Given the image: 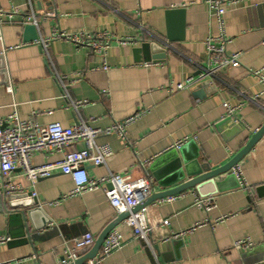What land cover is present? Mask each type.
<instances>
[{
  "label": "crops",
  "instance_id": "crops-1",
  "mask_svg": "<svg viewBox=\"0 0 264 264\" xmlns=\"http://www.w3.org/2000/svg\"><path fill=\"white\" fill-rule=\"evenodd\" d=\"M0 6L7 11L19 9L2 26L0 67L2 62L6 67L0 69V118L17 111L22 120L32 119L42 126L70 127L81 119L89 126L106 128L146 110L127 127V141L114 133L97 137L99 144H109L112 154L103 165H86L92 178L111 172L122 174L125 182L148 177L159 192L169 187L158 185L149 167L178 142L193 139L184 156L190 159L198 151L199 160L213 169L230 161L264 125V82L251 72L264 76V0L224 3L223 28L207 3L193 0H31V4L0 0ZM171 8L185 10L180 38L175 33L173 41L166 38V11ZM31 11L38 25L22 22ZM56 31L108 32L133 41L114 40L99 54L55 38L43 52L39 40ZM222 32L230 40L227 52H240L241 65L207 78L206 86L197 88L205 81L198 80L171 93L170 84L198 78L208 66L205 41ZM141 38L159 40L166 48L165 60L136 61L132 53ZM105 64L108 69L103 68ZM59 77L68 84L72 100L85 102L78 111L63 97ZM10 83L13 93L7 91ZM224 102L235 108L233 114L228 115ZM76 147L82 149L84 144ZM62 155L36 153L32 164L57 161ZM239 163L243 179L237 178L235 188L231 186L236 179H231L225 184L227 190L210 195L215 197L213 209L207 212L195 205L200 197L195 189L174 195L171 201H166L168 197L157 200L146 206L154 225L149 235L152 248L121 222L115 229L124 236L123 246L98 264H264V135ZM9 181L22 186L24 193L36 192L31 197L41 209L34 217L37 228H42L43 218L51 221L33 232L29 242L12 237L20 225L12 224L0 200V237L11 238L0 242V264H67L60 262L67 258L75 238L90 232L97 239L118 216L102 189L72 194L75 183L60 169L33 186L17 168ZM211 189L207 186L202 192ZM165 219L168 224L162 225ZM189 229L193 230L170 238ZM241 239L251 240L253 246L236 248L235 242Z\"/></svg>",
  "mask_w": 264,
  "mask_h": 264
},
{
  "label": "built area",
  "instance_id": "built-area-1",
  "mask_svg": "<svg viewBox=\"0 0 264 264\" xmlns=\"http://www.w3.org/2000/svg\"><path fill=\"white\" fill-rule=\"evenodd\" d=\"M31 4V0H28ZM242 0H193V3L205 2L213 10L219 25L223 28V15L225 9L224 3H238ZM19 9L14 8L10 11L4 10L0 6V40L2 36V26L9 22L13 15L18 13ZM8 19V20H7ZM22 22L33 23L38 25L36 14L31 11L23 17ZM55 38H63L74 42L78 46L90 48L93 52L104 54L105 50L111 46L116 40L121 43L133 41L131 38L118 39L108 32H100L95 35L84 32L76 34H67L56 31L49 38H41L39 40L43 52H47L49 42ZM230 42L226 34L222 32L218 37H210L205 41L208 66L200 70L198 78H189L186 82H180L169 85V91L174 93L178 90L190 88L198 80H206L207 78H216L223 70L229 67H238L240 63V52L229 54L226 46ZM264 45V40H263ZM108 69V65L103 66ZM264 82V76L259 71H251ZM208 79V80H210ZM62 95L69 101V106L78 111L85 102L81 100H72L68 93V84L62 77L58 78ZM7 91L13 93V85L8 84ZM224 105L228 108V115L233 114L234 109L226 102ZM146 110H138L132 116L121 121L112 122L106 128L92 127L79 119L70 127H64L60 123H51L45 126L35 123L32 119L22 120L17 111L11 113L7 119L0 118V180L3 188L7 193L23 192L22 186L14 185L9 181L11 173L20 168L30 185H35L41 178H46L54 173V170L60 169L64 174L71 176L75 183V189L72 194H81L87 191L102 189L110 204L116 213L123 214L129 212L130 215L123 222L131 227L133 235L143 240L151 248L149 235L154 231V225L151 222L146 207L136 212H132L133 208L148 198L154 191V182L148 177H141L133 181L125 182L120 173H109L102 178H92L87 171L86 165L92 163L95 165H103L106 158L111 156L112 149L109 144H99L96 139L101 134H116L122 140L127 141V127L145 115ZM187 140L178 142L175 148L183 145ZM82 142L84 147L77 148L76 144ZM54 152H63V158L57 161L44 163L41 165H33L32 157L36 153L52 154ZM232 173L238 179L242 178V170L240 163L232 168ZM242 182V181H241ZM31 195L36 196V192L31 190ZM174 197H168L166 201L173 200ZM195 205L199 208L210 211L215 207V197H199L195 201ZM162 225L168 224V219L162 220ZM173 234L170 238H177L188 231ZM95 236L86 232L73 240L72 248L60 263H70L77 260L80 252L89 250L95 243ZM9 242L11 238L0 237V242ZM125 242L122 233L116 229L112 230L103 241L98 255L88 260L84 264H98L102 258L111 252L120 249ZM253 246V242L249 239H241L235 242L236 248L248 249ZM19 263V262H18ZM17 263V264H18Z\"/></svg>",
  "mask_w": 264,
  "mask_h": 264
},
{
  "label": "water",
  "instance_id": "water-1",
  "mask_svg": "<svg viewBox=\"0 0 264 264\" xmlns=\"http://www.w3.org/2000/svg\"><path fill=\"white\" fill-rule=\"evenodd\" d=\"M184 9L181 8H171L166 11L167 16V39L173 41L175 39V33L181 34L184 26ZM180 38V35L177 36ZM34 38H37V34L34 35ZM140 45L133 49V53L136 61H155L161 62L165 60L166 57V48L159 43V40H154L153 42L141 38L139 40ZM3 56L0 55L2 60ZM0 69L4 71V63L1 64ZM210 80L202 81L197 88L206 86ZM227 120H231L228 118ZM264 135V125L259 128L251 138L248 140L247 144L233 156L230 161L225 164L217 167L211 168L209 164L203 163L199 160V152L187 159L184 156V149L188 144L194 142H186L178 148H175L163 157H159L151 163L149 171L151 172L155 182L162 187H169L159 192H153L148 198H146L141 203L137 204L132 212L139 211L144 209L147 205L167 197L181 194L189 189H195L200 195V197H207L214 195L218 192L227 190L225 184L231 179H236V183L231 187H238L239 181L236 176L232 173V168L238 164L244 157H246L257 142ZM181 155V157H180ZM183 156V157H182ZM177 184V185H176ZM173 185H176L172 187ZM211 186V191L202 192V190ZM0 200L10 214V220L13 223L19 224L20 227L11 232L12 237H17L23 241L29 242L32 240L33 232H38L39 230L45 228L48 223H50L49 218H43L42 228H37L35 225V219L37 212H41L37 201L31 197L28 193H7L5 189H0ZM130 215L129 212L119 214L115 220H113L103 232L95 240L94 245L90 250L82 256H79L74 262L67 264H84L88 260L95 258L103 244V241L106 239L108 234L114 230L117 225L126 220ZM31 224V225H30ZM13 239V238H12ZM64 260V258H62Z\"/></svg>",
  "mask_w": 264,
  "mask_h": 264
}]
</instances>
